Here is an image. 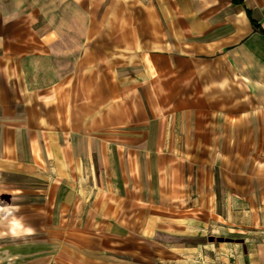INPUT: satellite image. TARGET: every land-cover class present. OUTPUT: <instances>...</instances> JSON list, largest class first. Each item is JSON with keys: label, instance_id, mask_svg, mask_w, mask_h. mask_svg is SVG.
Segmentation results:
<instances>
[{"label": "crops", "instance_id": "1", "mask_svg": "<svg viewBox=\"0 0 264 264\" xmlns=\"http://www.w3.org/2000/svg\"><path fill=\"white\" fill-rule=\"evenodd\" d=\"M260 29L264 0H0V264H184L216 198L264 264Z\"/></svg>", "mask_w": 264, "mask_h": 264}, {"label": "rangeland", "instance_id": "2", "mask_svg": "<svg viewBox=\"0 0 264 264\" xmlns=\"http://www.w3.org/2000/svg\"><path fill=\"white\" fill-rule=\"evenodd\" d=\"M221 205L220 198L211 199L206 207L209 209H205V212H200L198 215L199 223L190 226L183 232V252L187 255L184 264H213L209 252L218 254L217 264H243L241 259L243 249L240 248L239 243L240 239L244 238V232L241 231L239 215H232V222H224L221 218L208 214L212 207H214V211L221 213ZM231 208L239 209L237 201H232ZM217 237H221V240H218ZM230 245L233 246V250L225 248ZM219 246L223 247V251L219 250ZM193 249L196 250V253L193 252ZM230 253L234 254L233 260L229 256Z\"/></svg>", "mask_w": 264, "mask_h": 264}, {"label": "trees", "instance_id": "3", "mask_svg": "<svg viewBox=\"0 0 264 264\" xmlns=\"http://www.w3.org/2000/svg\"><path fill=\"white\" fill-rule=\"evenodd\" d=\"M233 1H235V2H242V0H233ZM251 22L253 23V25L256 26V23L253 20H251ZM260 30L261 31H264V29H260Z\"/></svg>", "mask_w": 264, "mask_h": 264}, {"label": "water", "instance_id": "4", "mask_svg": "<svg viewBox=\"0 0 264 264\" xmlns=\"http://www.w3.org/2000/svg\"><path fill=\"white\" fill-rule=\"evenodd\" d=\"M0 197H1V198H4V197H8V196H7V195H6V196H5V195H0ZM217 239H218V240H221V237H217ZM240 241H241V239H240Z\"/></svg>", "mask_w": 264, "mask_h": 264}]
</instances>
